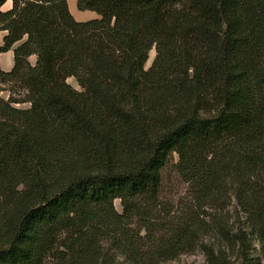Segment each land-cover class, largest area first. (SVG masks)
Masks as SVG:
<instances>
[{
  "label": "trees",
  "instance_id": "16d2710c",
  "mask_svg": "<svg viewBox=\"0 0 264 264\" xmlns=\"http://www.w3.org/2000/svg\"><path fill=\"white\" fill-rule=\"evenodd\" d=\"M6 1L0 264H110L103 242L139 256L174 155L198 199L230 187L263 233L264 0H76L87 21Z\"/></svg>",
  "mask_w": 264,
  "mask_h": 264
},
{
  "label": "rangeland",
  "instance_id": "374dc122",
  "mask_svg": "<svg viewBox=\"0 0 264 264\" xmlns=\"http://www.w3.org/2000/svg\"><path fill=\"white\" fill-rule=\"evenodd\" d=\"M154 56L152 48L146 68ZM67 82L79 88L73 77ZM176 160L174 155L163 173L158 218L139 233L140 246L135 252L139 256L129 257L103 242V258L110 264H264V230L258 231L261 229L241 211L230 187L214 199L200 200L178 178ZM114 206L122 211L119 200Z\"/></svg>",
  "mask_w": 264,
  "mask_h": 264
},
{
  "label": "crops",
  "instance_id": "0c3cea01",
  "mask_svg": "<svg viewBox=\"0 0 264 264\" xmlns=\"http://www.w3.org/2000/svg\"><path fill=\"white\" fill-rule=\"evenodd\" d=\"M69 10L71 14L77 21H87L90 19L98 18L99 15L91 10H79L76 5V0H67ZM11 0H7L4 5L1 7L3 11L8 10L11 7ZM5 31H0V44L2 43V38L5 35ZM36 59L35 55H31L28 59L31 62V59ZM14 64L13 60V51L8 50L0 54V67L4 71H9Z\"/></svg>",
  "mask_w": 264,
  "mask_h": 264
}]
</instances>
